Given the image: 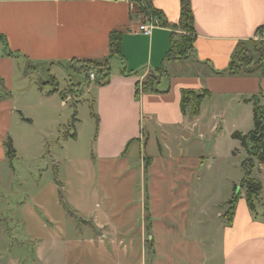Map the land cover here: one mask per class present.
I'll return each mask as SVG.
<instances>
[{"label": "rangeland", "instance_id": "obj_1", "mask_svg": "<svg viewBox=\"0 0 264 264\" xmlns=\"http://www.w3.org/2000/svg\"><path fill=\"white\" fill-rule=\"evenodd\" d=\"M136 3L149 14L145 0ZM259 45L254 39L246 42L238 59L253 54L250 67L255 68ZM27 61L20 58V72L8 88L11 108L0 111V264H198L199 259L201 264V250L209 251V245L197 249L200 234L210 230L217 238L215 224L226 220L228 210V204L219 205L230 198L233 181L238 182V194L246 196L239 181L245 177L242 163L251 154L227 132L240 124L247 125L246 134L253 131V112L250 122L236 109L223 120L221 158L233 140L242 146L240 157L230 163L215 160L207 168L189 162L182 157L185 153L180 155L179 136L155 134L149 124L142 131L146 148L141 152L137 144L125 159L95 162L97 122L82 99L93 97L85 96L86 75L68 64L50 72L48 64ZM50 73L65 93V109L60 97L42 100L40 91L50 90L45 85ZM145 80L156 82L158 73L148 72ZM79 84L82 89L69 90ZM77 105L79 121L72 128ZM204 117L202 126L209 121ZM2 137L13 140L17 157L12 161L5 158ZM197 137V132L192 134V139ZM206 142L205 150L213 152L211 137ZM164 143L173 150H162ZM187 146L183 144V151ZM145 157L154 160L147 170L145 162L141 168ZM253 162L256 178L259 163ZM260 205L255 204V211Z\"/></svg>", "mask_w": 264, "mask_h": 264}, {"label": "crops", "instance_id": "obj_2", "mask_svg": "<svg viewBox=\"0 0 264 264\" xmlns=\"http://www.w3.org/2000/svg\"><path fill=\"white\" fill-rule=\"evenodd\" d=\"M151 4L164 13L168 25L153 16L160 25L151 35H145L139 28L149 18L134 0H0V34L6 38L9 51L20 53V57H9L0 45V94L10 93L9 97L0 95V111L11 108L12 101H7L11 97L8 88L12 86L14 74L20 72V58L48 64L50 72L70 66L74 60H107L110 82L98 85L92 81L83 93L93 97L89 102L82 97L99 117L95 162L125 159L130 147L134 151L137 144L141 152L146 148L142 133L146 124L155 134L160 132L168 138L174 134L176 138L179 136L180 155L185 153L182 157H189L185 159L189 162L193 160L210 168L215 160L228 163L237 160L240 157L237 151L241 152L242 146L236 140L227 147L224 158L219 153L218 136L223 130V120L236 109L244 111L250 122L253 102L249 100L264 96V76L258 72L252 76L228 77L215 72L226 70L236 59L240 45L255 39L261 34V28L264 33V0H190L196 30L194 51L188 59L175 60H167V56L173 34H181L175 27L179 26L182 1L151 0ZM116 30L124 32L121 56L111 57L110 34ZM160 68L164 74L157 81L158 92L142 93L137 98L138 84L144 82L148 72ZM185 90L209 92L195 118L190 116V107L185 114L182 110ZM40 92L44 102L60 97L58 93L50 96L47 91ZM81 100H77L78 105L84 104ZM261 104L264 106V99ZM67 105V101L61 100V108ZM204 116H209V121L202 126ZM245 126L236 125L227 132L228 138L235 132L246 134ZM195 132L198 137L192 139ZM210 137L214 150L208 153L205 149L209 148L206 141ZM5 139H1L3 147ZM183 144L188 145L186 151ZM164 148L173 150L166 143L161 146ZM194 148L196 153L191 154L188 150ZM149 158L152 165L154 160ZM147 159H143L141 168ZM256 173V179L262 183L260 198L264 204V164H258ZM231 187L230 198L219 207H224L236 195L238 182L233 181ZM101 225L104 227L106 223ZM215 225L217 238L216 234H208L210 230L207 235L200 234L197 249L200 251V247L209 245V251L201 250V264H264L263 206L258 212H252L246 196L241 195L232 223L225 220Z\"/></svg>", "mask_w": 264, "mask_h": 264}, {"label": "trees", "instance_id": "obj_3", "mask_svg": "<svg viewBox=\"0 0 264 264\" xmlns=\"http://www.w3.org/2000/svg\"><path fill=\"white\" fill-rule=\"evenodd\" d=\"M136 2L140 0H134ZM182 6H181V15H180V21L179 26H171L175 27L176 30L181 31L184 33L181 35V37H178L176 34H173L172 39V46L171 50L168 53L167 60H175V59H188L194 51V42L196 40V30L194 25V14L191 8L190 0H181ZM145 5L148 10V12L158 18L161 21H164L165 25H168L167 19L162 11H159L155 9L152 4L151 0H145ZM141 12H144V8H140ZM170 26V25H169ZM260 33L262 32V28L259 30ZM188 32H190L191 36H188ZM123 31L116 30L113 31L110 34V56H121V45H122V38H123ZM257 42V41H256ZM260 45L259 47L262 49L260 51H257V54L259 55L258 61L255 64V68H251V64L254 63V60L256 59L253 54H243V59L239 60L238 57H240V52L244 48L245 43L240 45V51L236 57L235 60L232 61L230 66L221 72H215L216 75L220 76H228V77H239V76H252L258 72H260L261 76H264V40L259 41ZM0 44L5 47V55L13 58L20 57V53L11 52L8 50L7 46V40L6 38L0 34ZM249 55L250 58L247 56ZM28 59V58H27ZM83 65L84 68L81 66ZM71 67L74 71L78 73H84L87 78V84L90 85L92 80L90 78V72H96L95 80L94 82L98 85H106L110 82V65L109 62L106 61H72ZM155 73H158V79L160 78V75L164 74V69L160 68L155 71ZM153 82L152 80H145L143 83L138 84L137 86V98L141 96L142 93H156L158 92L157 88V82ZM46 86H50V90L48 91V94L53 95L56 93H59L61 99L63 101H66L65 93L59 92V84L57 82V79L55 76H53L51 73L49 75V81L45 84ZM82 85L74 86L71 85L69 90L71 92H75L77 89H82ZM5 90V89H4ZM8 97L10 96V93H6ZM5 95V97H6ZM182 110L184 114L186 113V109L190 107L191 114L190 116L195 118L200 114V108L202 105V102L204 99L207 98L209 95V92L207 90H201V91H184L182 94ZM1 99V97H0ZM262 99H264V96H254L249 100V102H253V117H254V130L249 132L248 134H242L240 132H235L232 135V138L239 140L242 144V146L251 154V157L244 161L242 163V167L245 171V177L241 181V188H244L246 191V200L248 203V206L252 212L255 211V204L261 203V192H262V183L252 177L253 174V167H254V160L257 161L259 164H264V106L261 104ZM75 108V107H74ZM91 111L92 116L96 119L97 122V129L99 127V117L94 112L93 106L91 105ZM79 120L77 119V111L74 112L72 121H71V127L75 128V124ZM77 135L73 134L72 138H76ZM252 145V146H251ZM4 148H5V155L6 159L8 160H14L17 157L16 149L13 145V140L8 137L4 141ZM151 159L148 158L146 162V170L147 167L151 164ZM241 194H237L231 198L227 204H228V210L224 213L223 217L227 220L228 224H231L233 221V217L235 214V209L238 200L240 199ZM225 204V206L227 205ZM261 207H264V204L261 203Z\"/></svg>", "mask_w": 264, "mask_h": 264}, {"label": "built area", "instance_id": "obj_4", "mask_svg": "<svg viewBox=\"0 0 264 264\" xmlns=\"http://www.w3.org/2000/svg\"><path fill=\"white\" fill-rule=\"evenodd\" d=\"M139 2V1H138ZM149 20L147 23L140 26L139 30L145 35H151L154 28L158 27L160 25V21L158 19L153 18V16L149 13L146 15ZM255 41H263L264 40V33L261 32V34L257 35L254 39ZM90 78L92 81L95 80V74L93 72H90Z\"/></svg>", "mask_w": 264, "mask_h": 264}, {"label": "water", "instance_id": "obj_5", "mask_svg": "<svg viewBox=\"0 0 264 264\" xmlns=\"http://www.w3.org/2000/svg\"><path fill=\"white\" fill-rule=\"evenodd\" d=\"M238 191H239V189L237 190V194H238Z\"/></svg>", "mask_w": 264, "mask_h": 264}]
</instances>
